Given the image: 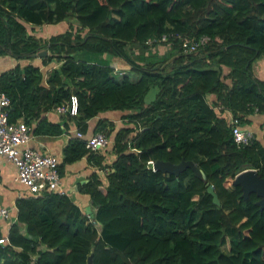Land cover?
Returning a JSON list of instances; mask_svg holds the SVG:
<instances>
[{
    "label": "trees",
    "instance_id": "16d2710c",
    "mask_svg": "<svg viewBox=\"0 0 264 264\" xmlns=\"http://www.w3.org/2000/svg\"><path fill=\"white\" fill-rule=\"evenodd\" d=\"M62 22L46 38L32 31ZM3 55L16 61L0 71L8 120L32 136L72 125L83 136L61 148L58 174L82 157L94 171L79 187L89 212L63 193L18 198L0 264H264V204L233 183L244 168L264 176V119L261 141L236 146L219 114L241 126L264 114L252 71L264 57V0H0ZM72 96L75 113H56ZM95 132L105 155L85 147ZM148 159L192 161L204 177L151 171Z\"/></svg>",
    "mask_w": 264,
    "mask_h": 264
},
{
    "label": "built area",
    "instance_id": "2783aa9c",
    "mask_svg": "<svg viewBox=\"0 0 264 264\" xmlns=\"http://www.w3.org/2000/svg\"><path fill=\"white\" fill-rule=\"evenodd\" d=\"M194 48L195 44L193 43L187 46L188 50H193ZM7 106L8 99L0 92V155L14 165V180L27 191V196L37 197L53 192L63 193L60 188V176L57 171L59 163L57 155L49 151L28 147L26 142L32 138L30 127L22 120L9 121L7 118ZM65 110H68L70 114L75 113L76 99L73 96L70 98L68 106L62 105L55 108L56 113H62ZM227 122L230 124L231 138L236 146L246 145L254 137L253 131L239 125L237 118L231 116ZM72 132L76 137L80 138L83 136L82 133L76 130ZM106 143L107 137L102 132H95L85 139V147L90 150L103 148ZM153 163L154 160L148 159L146 168L155 171ZM109 169L104 167L102 170L95 169V171L101 177H104ZM8 219H10L8 210L0 208V221ZM14 220L15 217L10 219L9 225ZM7 230L8 228L4 233L0 234V244H8Z\"/></svg>",
    "mask_w": 264,
    "mask_h": 264
},
{
    "label": "crops",
    "instance_id": "0c3cea01",
    "mask_svg": "<svg viewBox=\"0 0 264 264\" xmlns=\"http://www.w3.org/2000/svg\"><path fill=\"white\" fill-rule=\"evenodd\" d=\"M47 26L51 24H46ZM43 26V25H42ZM39 27V26H34ZM33 33L38 34L33 28ZM16 61L7 55L0 56V71L11 67ZM43 69V68H42ZM224 72L227 71V68H223ZM253 74L259 78L264 80V57L259 56L256 58L252 64ZM214 96L209 94L206 96L207 102L213 101ZM217 110V109H214ZM218 111V110H217ZM218 113V112H217ZM119 112L118 111H104L98 114V117H104L114 122V125L117 126L119 122ZM226 120H228L231 115L228 111H222L219 113ZM46 116L50 120H57L59 117L55 112H49ZM261 117L260 121L259 118ZM251 122L247 126H243L245 128L253 131L255 138L261 141V136L263 130H261L260 123L264 119V114L261 115H253L248 116ZM255 123H257V128H255ZM94 125V119L90 120L88 123V131H90L91 127ZM72 125H70V129L67 131H62L61 134L57 136H32V138L26 142V145L31 148H35L37 150L49 151L57 155L59 161L61 159V148L68 140L69 136L72 135ZM260 130L261 134H257L256 131ZM109 148V147H108ZM105 149V148H104ZM104 149H100L101 153L105 155ZM111 156V152L109 153ZM94 171L92 166L89 165L88 161L85 157L80 158L77 161L72 163L64 164L62 168V173L60 176V188L63 191V194L66 195L71 201L76 205V207L81 212H86V207H88V198L87 195L82 193L79 187L87 180V176L89 172ZM15 176V167L14 165L8 161L6 158L0 155V208H6L8 210V214L10 219L15 217V202L18 198L22 196H27V191L14 180ZM0 221V233H4L5 230L9 226V220Z\"/></svg>",
    "mask_w": 264,
    "mask_h": 264
},
{
    "label": "water",
    "instance_id": "95a60500",
    "mask_svg": "<svg viewBox=\"0 0 264 264\" xmlns=\"http://www.w3.org/2000/svg\"><path fill=\"white\" fill-rule=\"evenodd\" d=\"M194 53L196 52H191V54ZM44 54L45 51H40L35 54V57ZM186 166H189L195 174L200 175L202 178L204 177L203 172L192 161H180L177 164H172L168 161L154 160L153 163L154 170L160 171L162 173L176 174ZM233 183L239 185L241 189V195L243 197H247V195L252 192L258 197L255 203L259 204L260 206L264 204V176H260L255 169L245 168L244 170L236 173ZM206 190L211 195L212 201L214 203H218V199L213 192L212 186L207 185ZM86 212H89L88 207H86ZM86 264H92L91 255L87 256Z\"/></svg>",
    "mask_w": 264,
    "mask_h": 264
},
{
    "label": "rangeland",
    "instance_id": "374dc122",
    "mask_svg": "<svg viewBox=\"0 0 264 264\" xmlns=\"http://www.w3.org/2000/svg\"><path fill=\"white\" fill-rule=\"evenodd\" d=\"M35 28V31L39 34V35H41V36H43L44 38H46L47 36H49L50 34H53V33H56V32H59V31H62V30H64L65 28H66V23L65 22H62V23H60V24H58V25H49V26H47L46 24H44L43 26L42 25H40L39 27H34ZM35 36H37V35H35ZM163 49V47L162 46H158L157 47V49ZM8 56V55H7ZM33 61V60H32ZM114 67V66H113ZM115 68V67H114ZM133 78V77H132ZM135 78V77H134ZM259 118V121L261 120L260 118L261 117H258ZM255 128H257V123H255ZM256 133L259 135V134H261V131L260 130H257L256 131ZM263 133V132H262ZM106 149H109L108 147H106L105 149H104V151L106 150ZM109 152H110V150H109ZM108 155L109 154H106V158L108 159Z\"/></svg>",
    "mask_w": 264,
    "mask_h": 264
}]
</instances>
